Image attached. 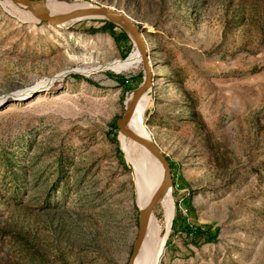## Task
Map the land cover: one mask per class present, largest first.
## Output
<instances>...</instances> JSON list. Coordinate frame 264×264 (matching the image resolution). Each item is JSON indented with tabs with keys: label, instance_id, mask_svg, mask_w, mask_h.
Masks as SVG:
<instances>
[{
	"label": "rangeland",
	"instance_id": "374dc122",
	"mask_svg": "<svg viewBox=\"0 0 264 264\" xmlns=\"http://www.w3.org/2000/svg\"><path fill=\"white\" fill-rule=\"evenodd\" d=\"M79 1L141 27L147 130L177 163L174 213L220 228L197 247L171 225L160 264H264V0ZM104 21L59 29L0 0V264H128L139 206L114 136L130 93L118 78L137 88L144 65L93 70L134 47L89 31Z\"/></svg>",
	"mask_w": 264,
	"mask_h": 264
},
{
	"label": "bare ground",
	"instance_id": "6f19581e",
	"mask_svg": "<svg viewBox=\"0 0 264 264\" xmlns=\"http://www.w3.org/2000/svg\"><path fill=\"white\" fill-rule=\"evenodd\" d=\"M3 4L9 8L16 9L25 13L34 23L38 20L36 19L29 11L25 10L20 5H15L10 0H1ZM91 5L89 2H82L79 0L76 1H61V0H48V7L50 8L52 14L64 13L76 8H82ZM91 19H102L98 16H86L82 18L73 19L65 23L56 25L59 29L82 21V20H91ZM75 26V25H74ZM69 27V26H68ZM59 31V30H58ZM61 32V31H60ZM79 48L83 51H88L94 47L91 43L79 42L76 43ZM98 44L95 43V46ZM138 49L136 52L126 59H118L109 63L106 66H100L94 68L93 70H109L114 72H123V73H133L134 70L138 69L142 64L143 59L139 54ZM79 60V59H78ZM81 61V60H79ZM87 71V70H86ZM85 71V72H86ZM66 73H59V77L65 76ZM57 77H54L49 82H46L45 85H39L38 88H44L48 83H56L58 81ZM152 89H149L145 92L139 103L136 107L135 113L131 120L132 128L139 134L148 136L152 138V135L147 130L146 124V113L148 111L149 105L152 101ZM121 135V134H120ZM122 147L125 158L128 163H130L131 168L133 169V178L135 182V194L136 202L139 207L146 206L151 200L152 196L158 189L162 179H163V169L156 157H154L148 149L137 141L131 139L128 141L126 136L122 135ZM153 139V138H152ZM161 205L164 209V226L161 227L157 222L155 216H152L143 246L140 250V253L136 259V264H160L163 260V254L166 249L167 240L171 231V225L175 217V202L173 197V192L170 190L167 195L161 201ZM163 225V224H162Z\"/></svg>",
	"mask_w": 264,
	"mask_h": 264
},
{
	"label": "water",
	"instance_id": "95a60500",
	"mask_svg": "<svg viewBox=\"0 0 264 264\" xmlns=\"http://www.w3.org/2000/svg\"><path fill=\"white\" fill-rule=\"evenodd\" d=\"M10 1L15 5L22 6L39 21H48L55 25H59L67 21L86 16L101 17L103 20L110 21L121 27L128 34L130 39H132L134 46L138 49V51L140 52L139 54L142 56L144 65L143 82L137 88L129 91L130 93L128 95L124 113L117 120V126L119 129L118 137L120 134H122L137 141L146 149H148V151L160 162L163 169V179L149 203L144 207H139L138 233L133 244L130 259L128 261V264H136V259L143 246L152 216L154 215L153 211L155 207L161 203L167 193L174 187V177L170 162L167 158L168 155H166V153L154 139L137 133L131 126V120L139 103V100L141 99L142 95L151 88L152 84V69L149 55H147L148 48L141 27L126 12L105 5H96L91 3V5L86 7L76 8L64 13L54 15L48 7V0ZM120 149L122 150L121 147ZM126 164L131 169V165L130 163H128V161H126Z\"/></svg>",
	"mask_w": 264,
	"mask_h": 264
},
{
	"label": "trees",
	"instance_id": "16d2710c",
	"mask_svg": "<svg viewBox=\"0 0 264 264\" xmlns=\"http://www.w3.org/2000/svg\"><path fill=\"white\" fill-rule=\"evenodd\" d=\"M89 31L91 33H98V32L109 33L115 39V41L117 43L131 41L128 34L121 27H119L115 23H112V22L107 21V20L104 21V24L102 26L91 28ZM134 48H135V46L129 52V54L124 57V59H126L127 57H129L132 54ZM77 76H79V75H77ZM118 81L122 85L125 86L126 92H129L135 88V87H133L132 84H130V81L128 79H126L125 77H119ZM150 105H149V107H150ZM115 128L118 130L117 123L115 124ZM117 135H118V132H116L114 134V136H116V137H117ZM119 138H120V135H119ZM118 152L120 153L121 158H123L122 150L118 149ZM167 158L170 162L172 172H173V170L177 166V163H176V161L172 160L169 156H167ZM181 215H182L181 210L178 209V211H176V215L173 219V224H172V228L174 231H176V229H178L180 227L181 230L183 232H185L186 235L192 239L193 244L197 247L201 246V244L204 242L217 241L218 234L220 231L219 227L214 228L213 225H203V224L194 225V224L190 223L186 219V217H183L182 218L183 222L181 224H179V219L181 218Z\"/></svg>",
	"mask_w": 264,
	"mask_h": 264
}]
</instances>
